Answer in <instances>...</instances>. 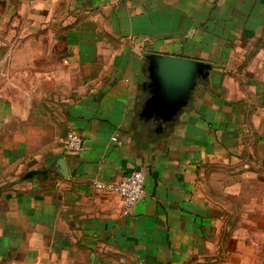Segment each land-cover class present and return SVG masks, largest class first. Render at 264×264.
Segmentation results:
<instances>
[{
    "label": "crops",
    "instance_id": "0c3cea01",
    "mask_svg": "<svg viewBox=\"0 0 264 264\" xmlns=\"http://www.w3.org/2000/svg\"><path fill=\"white\" fill-rule=\"evenodd\" d=\"M147 52L213 64L160 131L140 116ZM133 168L125 212L92 179ZM256 228L264 0H0V264H236Z\"/></svg>",
    "mask_w": 264,
    "mask_h": 264
},
{
    "label": "water",
    "instance_id": "95a60500",
    "mask_svg": "<svg viewBox=\"0 0 264 264\" xmlns=\"http://www.w3.org/2000/svg\"><path fill=\"white\" fill-rule=\"evenodd\" d=\"M148 79L144 89L149 91L140 111L141 118L156 124L160 131L176 120L189 103L193 90L205 80L213 64L202 59L161 52L145 54ZM60 171H63L62 169Z\"/></svg>",
    "mask_w": 264,
    "mask_h": 264
},
{
    "label": "built area",
    "instance_id": "2783aa9c",
    "mask_svg": "<svg viewBox=\"0 0 264 264\" xmlns=\"http://www.w3.org/2000/svg\"><path fill=\"white\" fill-rule=\"evenodd\" d=\"M64 148L68 150L84 149V136L75 128H69L64 140ZM145 181L144 170L142 168H133L125 177L118 181H105L94 177L92 184L96 188L117 193L124 206V211L128 212L130 207L144 196Z\"/></svg>",
    "mask_w": 264,
    "mask_h": 264
},
{
    "label": "rangeland",
    "instance_id": "374dc122",
    "mask_svg": "<svg viewBox=\"0 0 264 264\" xmlns=\"http://www.w3.org/2000/svg\"><path fill=\"white\" fill-rule=\"evenodd\" d=\"M236 226L240 227L238 224ZM255 231V237L257 238H255L256 248L254 249V252L256 251V254L247 256L238 255L239 260L238 257H236V264L239 262H242L243 264H264V231L260 232V228H256ZM244 260L249 262H245Z\"/></svg>",
    "mask_w": 264,
    "mask_h": 264
},
{
    "label": "trees",
    "instance_id": "16d2710c",
    "mask_svg": "<svg viewBox=\"0 0 264 264\" xmlns=\"http://www.w3.org/2000/svg\"><path fill=\"white\" fill-rule=\"evenodd\" d=\"M29 174H31V172Z\"/></svg>",
    "mask_w": 264,
    "mask_h": 264
}]
</instances>
